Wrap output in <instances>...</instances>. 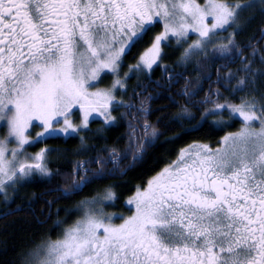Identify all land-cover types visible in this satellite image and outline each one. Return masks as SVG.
I'll use <instances>...</instances> for the list:
<instances>
[{"label": "snow or ice", "instance_id": "obj_1", "mask_svg": "<svg viewBox=\"0 0 264 264\" xmlns=\"http://www.w3.org/2000/svg\"><path fill=\"white\" fill-rule=\"evenodd\" d=\"M256 6V0H0V127L6 129L0 138V191L36 175H53L46 160L55 150L42 149L26 157L33 163L21 162L16 158L24 156L25 145L77 134L94 113L110 125L115 123L111 111L136 108L115 96L125 88L121 79L108 88L96 85L102 74L118 75L122 58L156 23L163 31L131 70L150 71L161 57L162 42L172 38L186 44L190 34L197 39L184 49L181 62L207 56L210 48L230 59L238 53L236 32L227 43L217 44L218 35L239 29L244 14ZM240 71V77L229 72L227 79L237 80L230 91L264 87V67L246 60ZM211 102L215 107L206 115L219 116L215 124L242 122L239 132L223 138V148L194 144L181 150L177 160L126 201L132 215L104 218L102 210L99 215L88 211L62 239H49L23 254L21 264H264V91L241 97L239 104ZM77 107L82 112L78 125L69 118ZM137 111L145 118L139 129L129 125L130 135L140 133L151 144L158 133L146 119V101ZM33 127L43 130L30 139ZM13 142L17 147L9 149ZM140 148L134 162L142 159ZM117 170L114 150L107 159L78 161L63 194L79 193ZM115 199L107 189L103 198L86 199L81 206ZM114 218L123 222L112 223Z\"/></svg>", "mask_w": 264, "mask_h": 264}, {"label": "trees", "instance_id": "obj_2", "mask_svg": "<svg viewBox=\"0 0 264 264\" xmlns=\"http://www.w3.org/2000/svg\"><path fill=\"white\" fill-rule=\"evenodd\" d=\"M256 5L244 14L239 29H229L218 35L217 44L227 43L229 34L236 32L238 53L230 59L219 57L210 48L207 56H195L184 63L181 62L184 48L175 49L170 40L163 44L159 63L150 71L130 76L124 90L117 93L119 99L136 105L131 112L121 107L112 111L114 124L106 125L101 119H93L77 134L46 138L31 148L32 151L55 150L47 153L46 160L53 175H36L23 180L7 198L0 194V264H21L23 254L44 241L60 238L67 226L81 219V201L103 198L107 189L115 193L116 199L114 202L103 201L104 206L111 211L130 214L132 208L127 206L126 200L138 187H145L149 179L169 166L183 148L193 143L217 146L227 133L240 128L239 119L217 125L214 121L220 117L206 115V111L215 107L211 101L239 104L241 97H259L260 91H264L258 84L260 91L233 93L230 87L235 86L237 80L227 79L229 72L236 77L243 76L240 69L246 60L253 61V67H264L260 63V57L264 55V12L260 11V1H256ZM159 29L158 25L150 30L131 48L124 56L122 69L136 62ZM254 49L255 56L252 55ZM217 92L221 95L217 96ZM205 98L210 102L202 103ZM142 100L146 101L149 110L146 119L158 133L151 144L140 133L130 135L129 125L139 129L145 118L137 111ZM185 108L188 111L182 117L180 114ZM224 118L227 119L226 114ZM140 146L143 148L142 159L134 162L133 155L141 154ZM113 150L117 154L119 170L79 193L63 194L62 189L71 182L76 162L94 161L97 156L107 159ZM107 166L113 167L111 163ZM90 167L95 169L97 164L93 162Z\"/></svg>", "mask_w": 264, "mask_h": 264}, {"label": "rangeland", "instance_id": "obj_3", "mask_svg": "<svg viewBox=\"0 0 264 264\" xmlns=\"http://www.w3.org/2000/svg\"><path fill=\"white\" fill-rule=\"evenodd\" d=\"M256 1H260V0H256ZM197 2L198 3H201V4H203L204 2H205V0H197ZM230 2V1H229ZM230 3H232V2H230ZM160 26V29L155 33V35H157V34H160L162 31H163V26H162V24L161 23H156L155 25H154V29H156V27L157 26ZM153 29V30H154ZM220 37H224V36H220ZM197 39V36L196 35H193V34H190V37H189V39H188V43H186V44H177V42H176V40L175 39H172V38H170L169 39V41L170 40H172L173 41V45H174V48L175 49H177V48H181L182 50H183V48L185 49V48H187L188 47V44H190V43H192L194 40H196ZM221 39V38H220ZM218 40V39H217ZM163 44H164V42H162L161 43V56H162V54H163ZM149 47H151V44L139 55V57L137 58V60H136V62L133 64V65H135L138 61H139V58H140V56L149 48ZM184 52V51H183ZM161 58V57H160ZM160 58L157 60V62L153 65V66H155V65H157L158 63H159V61H160ZM123 64H125V62H124V57L122 58V64H121V67H120V70H119V73H118V75L117 76H113V75H111V74H107V75H104V74H102V79H101V82H99L97 85H96V88H108V87H110V85H111V83H112V81L114 80V79H117V78H119V79H121L123 82H124V85L126 84V82H127V80L129 79V77L130 76H133V75H135V74H141V73H144V72H147V71H139V72H137V71H133V70H131V68H130V66H128L127 68H125V69H122V65ZM96 88H90L89 90L90 91H95L96 90ZM124 90V89H123ZM120 90H117L114 94H115V96L117 97V99H119V97H118V95H117V93L119 92ZM111 115H112V111H111ZM72 121H73V123H75V124H80V122H81V118H82V112L78 109V107L77 108H73L72 109V113H71V115H70V117H69ZM93 119H101V120H103V118L102 117H100L98 114H93V116H90V118H89V122L91 121V120H93ZM241 121V120H240ZM37 122L36 121H33V124L35 125ZM242 123V122H241ZM241 127H242V125L240 126V128L238 129V130H236L235 132H230V133H237V132H239V130L241 129ZM43 129L42 128H40V127H33V128H30L29 129V134H30V136H29V138L30 139H34L35 138V136H36V133L37 132H40V131H42ZM5 133H6V129L5 128H3V127H0V138H3L4 136H5ZM230 133H227L226 135H228V134H230ZM225 135V136H226ZM64 136H66V135H64ZM224 136V137H225ZM223 137V138H224ZM223 138H222V140H223ZM222 140H221V142H220V144L219 145H217V146H211V145H209V144H202V143H193V144H190V145H188V146H186L185 148H183V149H187V148H189V146H191V145H194V144H196V145H207L209 148H211L212 150H215V149H217V148H223L224 147V145L222 144ZM38 143V142H37ZM37 143H35V144H32V145H25L24 146V156H17V160H19V161H21V162H28V163H33L34 161H31V160H27L26 159V157H30V156H34L35 154H37V153H39L42 149H44V148H41V149H38V150H36V151H32L31 150V148L33 147V146H35ZM7 147L9 148V149H12V148H16L17 147V145L13 142V143H9L8 145H7ZM182 149V150H183ZM181 152V151H180ZM180 154V153H179ZM179 156V155H178ZM9 160H12L13 158L10 156V155H8V157H7ZM178 158V157H177ZM177 158L175 159V160H177ZM174 160V161H175ZM158 174V173H157ZM156 174V175H157ZM154 177V176H153ZM150 180V179H149ZM22 182H23V180L22 181H20L17 185H15V187H6V189H5V191H6V193H7V195H5V191H0V194H3V195H5L6 196V198L7 197H9L10 195H11V193L12 192H14L19 186H21V184H22ZM145 187H146V185H145ZM135 194V193H134ZM133 194V195H134ZM132 195V196H133ZM132 196H130L129 198H131ZM128 198V199H129ZM127 199V200H128ZM126 200V201H127ZM105 202H108V201H106L105 200ZM105 204H103L102 202H97L96 204H94V205H87V206H83L82 208H81V211H79V216L81 217V219H78L77 221H79V220H82V219H84V217H85V213L86 212H88V211H91V212H93L94 214H96V215H99V211H97V210H102V212L104 213V218H106V216L107 215H113L114 214V216H119V215H123V216H125V217H127V216H129V215H132L133 214V211H134V209L132 208V211L130 212V214H128V215H124L122 212H118V211H111V209L109 210V209H107L105 206H104ZM128 206V205H127ZM128 207H130V206H128ZM131 208V207H130ZM76 221V222H77ZM76 222H74L73 224H71V225H69V226H67L66 227V229L67 228H70V227H72V226H74L75 224H76ZM123 221L122 220H120V219H116V218H114L113 219V221H112V223H115V224H120V223H122ZM65 229V230H66ZM64 230V231H65ZM64 231H63V233H62V235H61V237L60 238H58V239H62L63 238V234H64ZM58 239H56V240H58ZM53 241H55V240H53Z\"/></svg>", "mask_w": 264, "mask_h": 264}, {"label": "flooded vegetation", "instance_id": "obj_4", "mask_svg": "<svg viewBox=\"0 0 264 264\" xmlns=\"http://www.w3.org/2000/svg\"><path fill=\"white\" fill-rule=\"evenodd\" d=\"M154 29V26L152 27L151 31ZM134 64V63H133ZM133 64L129 65V66H132Z\"/></svg>", "mask_w": 264, "mask_h": 264}]
</instances>
